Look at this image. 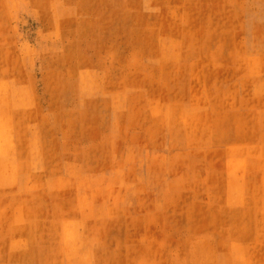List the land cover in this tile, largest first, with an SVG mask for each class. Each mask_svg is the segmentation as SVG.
Listing matches in <instances>:
<instances>
[{"label": "rangeland", "instance_id": "obj_1", "mask_svg": "<svg viewBox=\"0 0 264 264\" xmlns=\"http://www.w3.org/2000/svg\"><path fill=\"white\" fill-rule=\"evenodd\" d=\"M0 264H264V0H0Z\"/></svg>", "mask_w": 264, "mask_h": 264}]
</instances>
